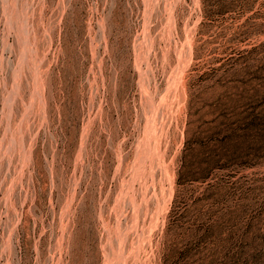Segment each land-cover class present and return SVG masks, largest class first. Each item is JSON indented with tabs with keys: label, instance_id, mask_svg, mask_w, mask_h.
Listing matches in <instances>:
<instances>
[{
	"label": "rangeland",
	"instance_id": "rangeland-1",
	"mask_svg": "<svg viewBox=\"0 0 264 264\" xmlns=\"http://www.w3.org/2000/svg\"><path fill=\"white\" fill-rule=\"evenodd\" d=\"M0 264H264V0H0Z\"/></svg>",
	"mask_w": 264,
	"mask_h": 264
},
{
	"label": "bare ground",
	"instance_id": "bare-ground-1",
	"mask_svg": "<svg viewBox=\"0 0 264 264\" xmlns=\"http://www.w3.org/2000/svg\"><path fill=\"white\" fill-rule=\"evenodd\" d=\"M167 205V204H166Z\"/></svg>",
	"mask_w": 264,
	"mask_h": 264
}]
</instances>
